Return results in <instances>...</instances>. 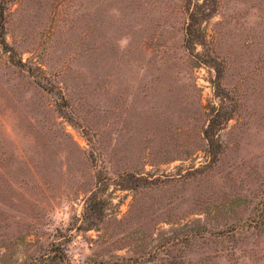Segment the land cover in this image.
<instances>
[{
  "label": "rangeland",
  "instance_id": "374dc122",
  "mask_svg": "<svg viewBox=\"0 0 264 264\" xmlns=\"http://www.w3.org/2000/svg\"><path fill=\"white\" fill-rule=\"evenodd\" d=\"M0 264H264V0H0Z\"/></svg>",
  "mask_w": 264,
  "mask_h": 264
}]
</instances>
